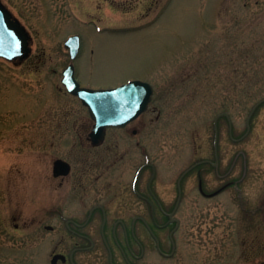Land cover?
I'll return each mask as SVG.
<instances>
[{
  "label": "rangeland",
  "instance_id": "obj_1",
  "mask_svg": "<svg viewBox=\"0 0 264 264\" xmlns=\"http://www.w3.org/2000/svg\"><path fill=\"white\" fill-rule=\"evenodd\" d=\"M0 1L31 36L27 58H0V238L17 234L13 215H37L43 196L59 187L52 176L57 156L76 167L61 186L103 192L129 188L148 162L153 169L144 171L142 185L154 170L151 187L168 211L177 178L205 160L181 180L177 254L153 263L264 264V103L246 126L264 97V0ZM72 34L80 36L74 60L64 46ZM70 62L82 86L149 81L148 109L131 128H109L103 144L92 147L88 110L61 83ZM223 111L231 135L220 116L214 169L208 163L214 160L213 121ZM132 128L139 132L133 135ZM198 178L205 192L231 183L207 197ZM129 196L139 212L144 204Z\"/></svg>",
  "mask_w": 264,
  "mask_h": 264
},
{
  "label": "flooded vegetation",
  "instance_id": "obj_2",
  "mask_svg": "<svg viewBox=\"0 0 264 264\" xmlns=\"http://www.w3.org/2000/svg\"><path fill=\"white\" fill-rule=\"evenodd\" d=\"M227 120L230 136L229 118ZM132 124L130 122L122 128H131ZM131 132L136 135L139 129L132 128ZM86 139L89 141L87 136ZM104 141L98 145L89 143L97 148ZM134 141L141 145V140ZM56 159L69 163L67 175H54ZM217 160L218 157L214 156V160L208 163L217 169ZM149 167L153 169L148 162L139 166L128 184L129 188L124 185L103 192L96 187L61 186L72 172L76 173V167L66 157H55L52 176L61 181L58 182L59 187L53 188L48 197L43 196L44 201L36 205L37 215L35 212L30 217L19 219L22 217L20 211L11 217L12 229L17 234L1 236V264H154L156 257H174L179 249L175 234L181 226L178 213L182 189L176 186V196L169 203L168 211L165 198L158 196L151 187L154 170L142 185L144 171ZM217 176L223 178L225 174L217 173ZM230 183V180L224 181L205 192L202 179L198 178V189L201 194L213 197L228 188ZM129 194L144 204L139 212L132 207Z\"/></svg>",
  "mask_w": 264,
  "mask_h": 264
},
{
  "label": "water",
  "instance_id": "obj_3",
  "mask_svg": "<svg viewBox=\"0 0 264 264\" xmlns=\"http://www.w3.org/2000/svg\"><path fill=\"white\" fill-rule=\"evenodd\" d=\"M30 40L31 37L25 27L0 1V57L12 61L24 60L31 52ZM65 46L69 49L71 58H75L79 48V36H70L65 41ZM63 75L62 84L69 93L81 100L94 121L88 133L93 145L103 141L107 127L125 126L144 111L153 91L149 82L138 79L108 89L81 87L74 77L72 64L64 70ZM69 171L68 162L62 159L54 161L55 176L67 175Z\"/></svg>",
  "mask_w": 264,
  "mask_h": 264
}]
</instances>
